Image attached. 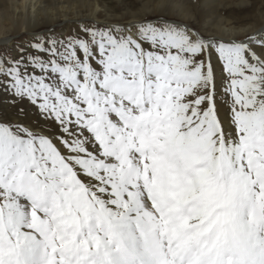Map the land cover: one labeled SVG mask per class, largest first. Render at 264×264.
Segmentation results:
<instances>
[{"label": "snow or ice", "instance_id": "1", "mask_svg": "<svg viewBox=\"0 0 264 264\" xmlns=\"http://www.w3.org/2000/svg\"><path fill=\"white\" fill-rule=\"evenodd\" d=\"M12 47L0 264H264V30L161 13Z\"/></svg>", "mask_w": 264, "mask_h": 264}, {"label": "bare ground", "instance_id": "2", "mask_svg": "<svg viewBox=\"0 0 264 264\" xmlns=\"http://www.w3.org/2000/svg\"><path fill=\"white\" fill-rule=\"evenodd\" d=\"M158 1L159 2L156 3L158 4V6L156 7H160L166 2L167 3L169 2V4L171 3L170 4L171 7L169 9H171L172 12L176 8L181 10L182 14L180 16H182V19L187 20L191 17L194 18L193 16L194 14H192L193 12L191 13V10L188 7H186L187 3L185 4L183 0H158ZM222 1L220 2V0H196L195 4L196 6L197 4L199 5L201 4L202 6L205 5L206 7H209L206 13L203 14L204 19L206 20L207 17L215 18V16L212 15L215 14L217 15V9L222 6ZM0 4L4 8H6L4 14L0 12V38H1L0 42L1 43L4 41L2 40L4 39L3 37H7L10 34L13 33L19 34L21 32L33 33L34 31L38 30L40 27L44 25L55 27L61 23L71 22L72 20L77 21V19L84 20L91 18L92 20H99L103 22L108 19L122 18L124 16L125 18L127 17L128 19L135 17L134 14L129 11L123 15H116L115 13L111 14L110 9L106 6V4L103 3L102 0H0ZM149 4L150 2L148 1L145 3V5H149ZM241 4L247 5L244 1ZM125 10L127 9L125 8ZM171 14L174 15L173 13ZM203 15L201 18H203ZM218 16L219 17L217 16L216 17L219 19L218 20L219 22L217 23V21H215V26H214V28L218 30V34L216 35H220V36L222 35L225 38H228L229 36H234L236 34L248 32L244 29V27L243 28L240 27L237 31L235 28H229V27L227 28L226 27L227 24L224 26L223 23H221L223 18H220V15ZM211 21H213V19ZM210 25H212V23H210ZM263 29L264 26L261 28L259 27L258 30L255 29L254 30L257 32Z\"/></svg>", "mask_w": 264, "mask_h": 264}, {"label": "rangeland", "instance_id": "3", "mask_svg": "<svg viewBox=\"0 0 264 264\" xmlns=\"http://www.w3.org/2000/svg\"><path fill=\"white\" fill-rule=\"evenodd\" d=\"M102 1L110 9L111 14L115 13L116 15H123L129 11V12H132L135 17L136 16H143V15H148L149 17H152V16L160 15L161 13H168V14L173 13L174 15H172V14L171 15L174 18L182 19V16H180L182 14L181 10L176 8L172 12L171 9H169L171 7V5H170L171 3L169 4V2L168 3L166 2L165 4L161 5L160 7H156V6H158V4H156L159 2L158 0H155V1L154 0H144V1H142V0H122V1L121 0H108V1L102 0ZM147 1L150 2L149 5H145V3ZM183 1L185 2V4L187 3L186 7H188L191 10V13L193 12L192 14H194L193 15L194 18L191 17V18L187 19V21L189 23H192L194 26H196L202 30H207L208 32H211L212 34H215V35L218 34V30H216L214 28L215 21H217V23L219 22L218 21L219 19L217 18V17H219L218 15H220V18H223L221 23H223L224 26L227 24V26H226L227 28L228 27L229 28H235L236 31L240 27L241 28L244 27V29L246 31H248V33H254V32H256L255 30L259 29V27L261 28L264 26V24H263L264 23V3H261V0H248V1L247 0H241V1L240 0H223V1L220 0V2L222 1V6L217 9V15L216 14L212 15V16H215V18L214 17H207L208 19L206 18V20L204 19L203 14L206 13V11L209 9V7H206L205 5L202 6L201 4L200 5L197 4V6H196V4H195L196 0H183ZM243 1L247 5L241 4ZM193 2L195 5L193 4ZM199 6H202V7H199ZM125 8L127 10H125ZM5 10H6V8H4L0 4V12H2V14H4ZM202 15H203V18H201ZM126 16H128V15H126ZM122 18H125V16ZM125 19H128V18L126 17ZM212 19H213V21H211ZM91 20H92L91 18L84 19V20L77 19V21L72 20L71 22L61 23L55 27H51L49 25H44V26L40 27L38 30L34 31L33 33H25V32H21L19 34L13 33L7 37H3L4 39H2V40H4V41L2 43L0 42V49H3L5 52L11 53L13 51L12 46H14L17 43L29 40L32 37V35L37 33V32H45L49 28H54L57 32H63L65 35H67L73 31V29L76 27L77 22H79V21H91ZM210 23H212V25H210ZM243 34L244 33H240L241 36ZM217 36H220V35H217ZM0 40H1V38H0ZM0 112H2L4 118H6V119H13L16 116V110L14 108L9 107L8 105L6 106V104H3V103H0Z\"/></svg>", "mask_w": 264, "mask_h": 264}]
</instances>
